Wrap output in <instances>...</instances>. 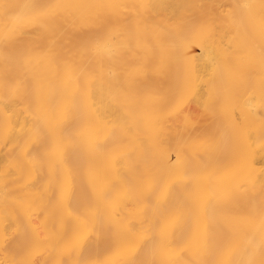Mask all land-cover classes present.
Masks as SVG:
<instances>
[{
	"label": "bare ground",
	"instance_id": "1",
	"mask_svg": "<svg viewBox=\"0 0 264 264\" xmlns=\"http://www.w3.org/2000/svg\"><path fill=\"white\" fill-rule=\"evenodd\" d=\"M264 264V0H0V264Z\"/></svg>",
	"mask_w": 264,
	"mask_h": 264
},
{
	"label": "snow or ice",
	"instance_id": "2",
	"mask_svg": "<svg viewBox=\"0 0 264 264\" xmlns=\"http://www.w3.org/2000/svg\"><path fill=\"white\" fill-rule=\"evenodd\" d=\"M144 264H147V262H144Z\"/></svg>",
	"mask_w": 264,
	"mask_h": 264
}]
</instances>
